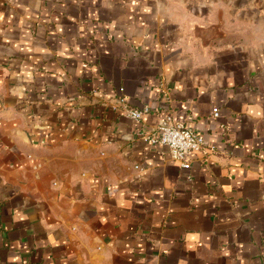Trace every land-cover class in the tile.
Here are the masks:
<instances>
[{"label": "crops", "instance_id": "1", "mask_svg": "<svg viewBox=\"0 0 264 264\" xmlns=\"http://www.w3.org/2000/svg\"><path fill=\"white\" fill-rule=\"evenodd\" d=\"M0 264H264V0H0Z\"/></svg>", "mask_w": 264, "mask_h": 264}, {"label": "built area", "instance_id": "2", "mask_svg": "<svg viewBox=\"0 0 264 264\" xmlns=\"http://www.w3.org/2000/svg\"><path fill=\"white\" fill-rule=\"evenodd\" d=\"M114 109L134 121L141 120L150 111L149 107L142 109L132 107L124 97L117 100ZM214 116H219L218 108L214 109ZM140 134L152 144L168 146L171 158L178 161L183 168L190 166L189 152H202L206 147L205 138L201 134L189 125L175 121L171 114L163 117L151 132H141Z\"/></svg>", "mask_w": 264, "mask_h": 264}]
</instances>
